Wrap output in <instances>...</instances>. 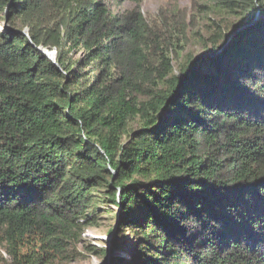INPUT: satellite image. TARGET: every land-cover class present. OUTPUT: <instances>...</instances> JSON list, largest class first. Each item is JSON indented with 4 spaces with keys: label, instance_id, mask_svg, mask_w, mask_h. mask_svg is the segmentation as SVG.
<instances>
[{
    "label": "trees",
    "instance_id": "1",
    "mask_svg": "<svg viewBox=\"0 0 264 264\" xmlns=\"http://www.w3.org/2000/svg\"><path fill=\"white\" fill-rule=\"evenodd\" d=\"M192 4L0 0V264L77 260L105 204L110 264H264V0Z\"/></svg>",
    "mask_w": 264,
    "mask_h": 264
},
{
    "label": "rangeland",
    "instance_id": "2",
    "mask_svg": "<svg viewBox=\"0 0 264 264\" xmlns=\"http://www.w3.org/2000/svg\"><path fill=\"white\" fill-rule=\"evenodd\" d=\"M106 5L108 11L112 15H119L123 12L130 11L138 5L139 10L147 18H153L159 12H170L171 16L175 14L176 10L182 9L186 12L187 16L192 15V11L195 8L192 4V0H102ZM210 17V16H209ZM213 19V17L211 18ZM216 22H219L215 18ZM236 19L231 17H224L221 24L224 26H230L235 24ZM193 28H197L191 32L192 36L196 31H199V36L206 41L207 31L205 22L199 20L198 24ZM5 23H0V30H5ZM24 32H27L25 30ZM204 46L200 45L195 40L187 48L186 53L183 52L182 56H194L198 57L206 53ZM52 52V51H50ZM47 52V54H50ZM54 53V52H52ZM186 58V57H185ZM182 64L181 59H172V65L174 71L177 72L179 66ZM106 206H100L94 220L90 217L87 224L82 226V230L79 232V242L77 244V251L79 253L77 260L67 261L58 260L53 264H110L111 258L121 257L123 260L129 261L130 251L134 247V241L130 237H126L124 241H120V247L116 251H111V243L113 236L117 234L118 223L114 220L115 207L110 204ZM112 233L110 234V232ZM122 233L125 236L131 235L129 228H124ZM110 252L104 255V251Z\"/></svg>",
    "mask_w": 264,
    "mask_h": 264
},
{
    "label": "water",
    "instance_id": "3",
    "mask_svg": "<svg viewBox=\"0 0 264 264\" xmlns=\"http://www.w3.org/2000/svg\"><path fill=\"white\" fill-rule=\"evenodd\" d=\"M258 18V15L256 16V18L253 20V21H255L256 19ZM248 26V25H247ZM46 53V55L51 59V60H53V56L51 55V54H47V52H45ZM204 55V54H203ZM204 56H206V53H205V55Z\"/></svg>",
    "mask_w": 264,
    "mask_h": 264
},
{
    "label": "built area",
    "instance_id": "4",
    "mask_svg": "<svg viewBox=\"0 0 264 264\" xmlns=\"http://www.w3.org/2000/svg\"><path fill=\"white\" fill-rule=\"evenodd\" d=\"M53 56V53H50Z\"/></svg>",
    "mask_w": 264,
    "mask_h": 264
}]
</instances>
